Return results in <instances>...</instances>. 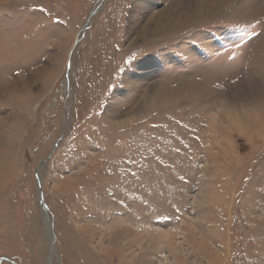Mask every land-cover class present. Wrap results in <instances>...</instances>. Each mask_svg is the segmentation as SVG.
<instances>
[{
  "label": "rangeland",
  "instance_id": "1",
  "mask_svg": "<svg viewBox=\"0 0 264 264\" xmlns=\"http://www.w3.org/2000/svg\"><path fill=\"white\" fill-rule=\"evenodd\" d=\"M0 264H264V0H0Z\"/></svg>",
  "mask_w": 264,
  "mask_h": 264
},
{
  "label": "bare ground",
  "instance_id": "2",
  "mask_svg": "<svg viewBox=\"0 0 264 264\" xmlns=\"http://www.w3.org/2000/svg\"><path fill=\"white\" fill-rule=\"evenodd\" d=\"M40 193H41V191H40ZM49 235H50V239H52V235H51V227H50V229H49Z\"/></svg>",
  "mask_w": 264,
  "mask_h": 264
},
{
  "label": "water",
  "instance_id": "3",
  "mask_svg": "<svg viewBox=\"0 0 264 264\" xmlns=\"http://www.w3.org/2000/svg\"><path fill=\"white\" fill-rule=\"evenodd\" d=\"M42 196V195H41ZM40 196V199H41V201H42V197ZM41 204L43 205V202H41ZM44 206V205H43Z\"/></svg>",
  "mask_w": 264,
  "mask_h": 264
}]
</instances>
